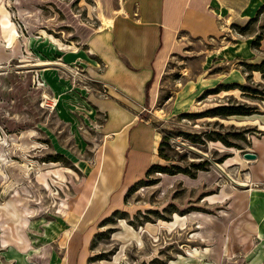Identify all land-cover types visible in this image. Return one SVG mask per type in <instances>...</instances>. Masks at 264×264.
Returning a JSON list of instances; mask_svg holds the SVG:
<instances>
[{
	"label": "rangeland",
	"instance_id": "obj_1",
	"mask_svg": "<svg viewBox=\"0 0 264 264\" xmlns=\"http://www.w3.org/2000/svg\"><path fill=\"white\" fill-rule=\"evenodd\" d=\"M118 4L0 0V264H264V174L254 175L264 153V72L249 67L264 61V0H215L223 34L183 38L162 65L146 111L168 139L157 162L195 177L152 170L66 261L78 246L73 208L101 142L84 98L83 40ZM218 84L257 93L212 92ZM228 103L250 113L207 112Z\"/></svg>",
	"mask_w": 264,
	"mask_h": 264
},
{
	"label": "crops",
	"instance_id": "obj_2",
	"mask_svg": "<svg viewBox=\"0 0 264 264\" xmlns=\"http://www.w3.org/2000/svg\"><path fill=\"white\" fill-rule=\"evenodd\" d=\"M118 1L105 25L83 40V70L91 84L84 98L99 119L101 142L85 174L88 187L73 208L78 246L65 254L66 261L76 256L87 230L111 210L123 207L127 188L159 158V133L146 111L156 99L157 79L168 55L183 38L216 39L224 31L215 0ZM101 84H106L104 97L96 91ZM261 154L255 160L256 180L259 172L264 174Z\"/></svg>",
	"mask_w": 264,
	"mask_h": 264
},
{
	"label": "trees",
	"instance_id": "obj_3",
	"mask_svg": "<svg viewBox=\"0 0 264 264\" xmlns=\"http://www.w3.org/2000/svg\"><path fill=\"white\" fill-rule=\"evenodd\" d=\"M250 68L252 69H257V70H260L261 72H264V61L261 63V64H255V65H249ZM234 87H239L241 90H244V91H249V92H252L253 94H256L257 93V90H253V89H250V87H247L246 85H238L236 84L235 86H230V85H227V86H223V85H216L214 88H212V92H217L219 91V89H223V90H227V89H230V88H234ZM207 112H210L211 115H215V116H221L222 118H227L228 116L230 115H246V114H249L250 113V107L248 105H246L245 103H242L241 105L240 104H237V105H234V104H219V105H215L213 107H210L209 109H207ZM206 111H203L202 113H207ZM188 116H193L192 113H188L186 114ZM200 116H205V114H201ZM212 134L215 133V131H211ZM186 137L188 138H193L194 136L190 135L189 133H183ZM215 135L218 137V139L221 141H223L224 143H227L226 141H224V139H222V137L220 138V135L218 133H215ZM168 142V139H167V135L165 134H162L161 135L159 134V142H158V145H157V150H156V153L158 155L159 158H163V159H166V156L161 153L162 151V147L165 145V143ZM191 166H194L196 168V170H205L203 169V166L201 164V162H195V163H189ZM173 166L174 169L172 170H168L167 167H163L161 166L160 163L156 162V163H152L150 166L147 167L146 171H145V175H148L152 170L155 171V172H164V173H168L170 175H173L175 173H183L185 175H188L190 177H195L193 173H190L185 167H181V166H178V165H171ZM142 180L141 179H138V181L134 182V184L130 185L125 194L127 192H129L130 190H132L134 187H136L139 182ZM124 194V195H125ZM116 210V209H114Z\"/></svg>",
	"mask_w": 264,
	"mask_h": 264
},
{
	"label": "built area",
	"instance_id": "obj_4",
	"mask_svg": "<svg viewBox=\"0 0 264 264\" xmlns=\"http://www.w3.org/2000/svg\"><path fill=\"white\" fill-rule=\"evenodd\" d=\"M101 68H102V65H98L97 66V69L101 70ZM84 78L86 79V81L87 80H90L89 76H87L86 74H85ZM105 88H106V84H101V86L96 90L97 91V94L99 96L104 97L106 95L105 94Z\"/></svg>",
	"mask_w": 264,
	"mask_h": 264
},
{
	"label": "water",
	"instance_id": "obj_5",
	"mask_svg": "<svg viewBox=\"0 0 264 264\" xmlns=\"http://www.w3.org/2000/svg\"><path fill=\"white\" fill-rule=\"evenodd\" d=\"M243 158L249 159V160H255L257 158V154L253 153V152H249V151H244V153H242Z\"/></svg>",
	"mask_w": 264,
	"mask_h": 264
},
{
	"label": "bare ground",
	"instance_id": "obj_6",
	"mask_svg": "<svg viewBox=\"0 0 264 264\" xmlns=\"http://www.w3.org/2000/svg\"><path fill=\"white\" fill-rule=\"evenodd\" d=\"M107 23H109V22H107ZM44 63H45V62H44ZM44 63L41 62V63H39V64H44ZM39 64H38V65H39ZM237 184H240V185L245 186V183H239V182H238Z\"/></svg>",
	"mask_w": 264,
	"mask_h": 264
}]
</instances>
